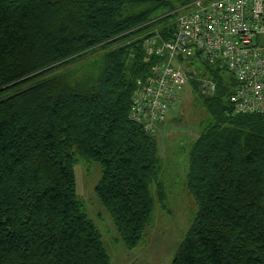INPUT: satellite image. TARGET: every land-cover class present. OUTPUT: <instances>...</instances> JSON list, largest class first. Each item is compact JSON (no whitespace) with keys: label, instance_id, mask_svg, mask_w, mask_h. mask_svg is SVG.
<instances>
[{"label":"trees","instance_id":"obj_1","mask_svg":"<svg viewBox=\"0 0 264 264\" xmlns=\"http://www.w3.org/2000/svg\"><path fill=\"white\" fill-rule=\"evenodd\" d=\"M191 1L0 0V264H109L79 158L100 168L95 195L124 246L139 244L163 163L130 97L156 59L144 42L170 38ZM192 65L216 89L185 82L206 116L187 150L197 211L168 264H264V113L233 112V77Z\"/></svg>","mask_w":264,"mask_h":264},{"label":"built area","instance_id":"obj_2","mask_svg":"<svg viewBox=\"0 0 264 264\" xmlns=\"http://www.w3.org/2000/svg\"><path fill=\"white\" fill-rule=\"evenodd\" d=\"M144 46L146 57L156 59L136 80L128 117L146 132H155L178 97L176 86L189 78L202 94L215 92L216 82L193 63L233 77L228 97L233 112L264 113V0H192L177 11L170 38L154 35Z\"/></svg>","mask_w":264,"mask_h":264},{"label":"rangeland","instance_id":"obj_3","mask_svg":"<svg viewBox=\"0 0 264 264\" xmlns=\"http://www.w3.org/2000/svg\"><path fill=\"white\" fill-rule=\"evenodd\" d=\"M176 92L178 98L169 103L164 119L158 122L154 132L163 163L160 180L164 195L161 199L156 186L151 185L153 212L138 245L124 246L95 195L94 186L100 176L98 165L83 158L76 162L77 193L87 215L101 233L110 256L109 264L170 263L196 214L197 205L185 185L187 150L197 137L201 126L199 120L206 112L194 100L188 83L176 86Z\"/></svg>","mask_w":264,"mask_h":264}]
</instances>
